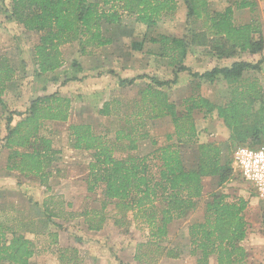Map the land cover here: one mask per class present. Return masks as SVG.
<instances>
[{"label": "trees", "instance_id": "obj_1", "mask_svg": "<svg viewBox=\"0 0 264 264\" xmlns=\"http://www.w3.org/2000/svg\"><path fill=\"white\" fill-rule=\"evenodd\" d=\"M179 0H0V9L6 19L21 26L26 33H37L38 43L34 47L35 75L37 78L53 75L64 65L62 47L77 43L79 55L92 56L98 49L122 42L131 32L123 25V17H135L136 22L147 30L142 38L132 39L130 49L165 60L174 74L171 80H160L149 75H139L132 79H118L121 88L133 86L138 80H148L147 86L139 91V102L133 114L136 126L116 133L115 144L95 134L89 124L69 127L73 148L92 153L89 165L88 191L102 187L103 210L112 203L116 210L114 225L118 229L131 224L145 227L149 232L148 241L138 243L134 259L138 263L158 264L160 258H178L176 250L163 246L169 237L170 225L181 220L195 210L203 198L207 185L213 181V190L206 202L203 222L189 227L191 256L197 264H243L248 252L243 243L247 239L249 223L246 219L248 201L244 198L231 199L222 191L223 187L236 177L232 170L231 156L235 148L249 146L257 148L264 144V88L258 79L245 78L246 72H261L264 59L257 63L242 60L244 54L251 59L264 53V34L258 20L245 25L234 23V10L224 11L211 8L208 0H181L186 7V28L180 36L157 33L155 30L163 19L172 18L178 10ZM256 0H240L237 9L254 10ZM202 22V29L191 28V23ZM116 40V41H115ZM119 48V47H118ZM196 49L208 50V56L217 60H236L230 67L216 66L203 73L194 72L185 63ZM120 50V48H119ZM72 68L83 72L81 64L73 62ZM189 73L194 85L219 81L226 84L228 95L225 104L211 102L205 98L192 97L186 100L185 114L180 116L176 103L170 99L169 91L178 84L179 75ZM14 70L6 63H0V90L12 80ZM78 76L64 75L62 86L80 81ZM72 99L59 92L43 95L31 101L24 112H10L7 118V135L3 147L10 150L8 171H17L25 177L40 180L48 186L53 166L59 150L52 140L40 135L45 122H68ZM0 95V106L6 108ZM259 105V109L255 106ZM205 115L216 113L223 121L230 135L227 145L231 152L225 155L226 144L196 142L199 164L188 169L183 152L178 145H168L155 150L157 172L153 173L148 157L129 156L119 159L115 147L123 144L128 152L138 150L139 141L148 139L140 133L146 121L170 117L175 125L179 145L190 144L199 137L192 118L194 110ZM103 116H110V105L104 103L98 110ZM14 116L21 120L11 127ZM168 136V140L173 139ZM153 146L156 142L153 141ZM20 149H31L22 152ZM55 205V208H52ZM59 205V209L56 207ZM44 210L50 219L84 217L88 230L99 232L107 220L101 213L65 212L64 202L50 197L45 200ZM71 207V205H69ZM52 208V209H51ZM62 214V216H61ZM131 215V218H130ZM95 216V217H93ZM92 217V218H90ZM264 218V214H263ZM59 229L63 226L55 222ZM0 224V264H32L36 255L34 243L22 234L11 232ZM72 251L73 256L67 254ZM149 251V252H148ZM77 250L61 252V264H80Z\"/></svg>", "mask_w": 264, "mask_h": 264}, {"label": "rangeland", "instance_id": "obj_2", "mask_svg": "<svg viewBox=\"0 0 264 264\" xmlns=\"http://www.w3.org/2000/svg\"><path fill=\"white\" fill-rule=\"evenodd\" d=\"M219 2H224V0H212L210 3L211 8L219 11V8H221ZM256 2L257 6L253 11H250V14L252 21L258 20L260 22L264 34V0H256ZM186 12V7L179 0L178 10L174 16L166 20L163 19L159 23L161 30H164L165 33L180 36L186 28L184 26ZM0 20V63H6L14 70L12 80L5 85L2 93L0 90V95L7 104L6 108L0 106V224L11 230L7 231V238L10 240L13 235L11 232L15 231L34 243L36 255L31 260L32 264H61V252L67 249L77 250L80 264H96L93 263V259L99 261L97 264H118L119 256L124 258L132 257L131 252L133 250L127 247H134L137 242H147L149 232L145 227L135 224H131L128 229L126 227L122 229L112 227L116 217L115 207L112 203H108L103 210L101 186L94 192L88 191L89 165L93 161L91 152L88 153L72 148L73 141H71L69 127L76 124H89L95 134L115 144L116 133L119 130H129L130 127L126 125L129 121H131L130 126H136L133 114L140 99L137 88L135 86L121 88L119 85L117 87L116 80L112 82L103 81L102 78L108 73L107 71L94 72L95 75H92V77L89 74L86 77L88 80L85 82L74 81L62 86L64 75L68 74L70 77L83 76L77 72V68H72L73 62H82L85 67L94 65L92 60L100 50H96L92 56L83 58L79 55L77 43L62 47L64 65L57 72L58 75L56 76L59 78L57 82L51 81L53 75L37 78L34 68V47L38 43L39 35L37 33H26L21 26L7 20L4 13L3 15L0 14ZM235 21L237 22L234 17V23ZM190 26L200 30L203 25L201 21H197L195 23L192 22ZM136 30L135 33L137 35L141 36L144 34V29L140 25L137 26ZM123 40L125 44L123 42L118 47L122 55L126 56L129 53L127 50H130V38ZM207 52L208 50L206 49L195 50L193 60L200 61L199 64L203 63L197 66L200 68L198 69L199 71L192 68L196 65L192 59H187L185 64L194 72H205L209 68V62L211 61ZM255 58L250 59L248 54H244L241 57L242 60L255 64L264 59V53L263 55H257ZM133 59L132 66L136 70H130L131 76L149 75L160 80H171L174 77V74L171 73V68L167 63L163 64L161 59L150 58L148 63L140 60L137 63L138 58L134 57ZM23 64L26 67L24 66L25 69L21 70ZM261 68L262 71L259 73L246 72L245 78L258 79L260 85L264 88V64ZM179 76L181 80L177 85L170 88L169 95L171 101L176 103L178 114L181 117L186 112V104L184 102L192 97L196 100L200 97L219 104L226 103L228 95L226 84L214 81L212 83H198L200 85L195 87V82L192 81L193 77L191 78L189 73H182ZM137 82H141L139 84L146 86L145 83L147 81L138 80ZM98 90H103L105 94L97 96L101 92ZM55 92H59L63 97L72 99L73 103L68 122L48 121L41 128L40 135L52 140L54 148L60 150L56 157L58 159L55 160L53 166L49 169L51 176L48 179V186H42L40 180H36L34 177H25L17 171H8V158L11 152L4 148L3 144L5 142L4 138L8 133L7 118L10 112H24L35 98ZM105 102L110 105V116H103L98 113L99 107L103 106ZM255 108L259 109V105H256ZM206 110V108L204 111L194 110L192 113L199 137L190 144L184 142L179 145L175 125L170 117H165L145 122L143 129H140V133L147 134L148 139L139 141L137 151L130 153L123 149V144H121L115 147V156L119 159L129 156L148 157L152 171L156 173L155 150L168 145H178L183 152L186 167L188 169L196 167L199 164L196 142H213L220 146L223 144L227 145L230 135L223 121L218 119L216 113L205 115L204 112ZM20 120L19 116H14L11 127H14ZM170 135L174 136L172 140H168ZM153 141L156 142V146H153ZM230 146L228 144L225 147V155L232 151ZM20 151L28 152L31 149H20ZM81 178L83 179L82 185L75 182L80 181ZM205 183L208 189L205 190L203 198L198 201L196 209L188 213L185 218L175 220L170 225L169 237L163 243L164 247L176 250L179 257L176 259L162 257L158 264L165 258L166 262L164 264H197V258L190 254L192 246L189 227L196 222H203L205 219V205L213 190V181L207 179ZM60 186L65 191L60 189ZM222 191L229 194L231 199L240 197L248 201L246 219L249 223V231L246 240L249 251L248 258L243 264H264V203L259 199L254 189L237 176L226 184ZM64 194H67L70 200L74 199L75 202L76 200L81 202L80 209L74 212L76 214L83 212H91L92 214L103 213L107 218L103 229L99 232L88 230L84 217L68 218L67 221H64L66 223L63 228L59 229L55 222L63 221V218L50 219L44 210L43 204L45 200L53 197L58 201L64 202V209L67 203L71 205V207H68L71 209L73 203L72 201H65ZM54 206L52 208H55ZM59 208L58 205L56 209ZM69 210L65 212L70 213ZM72 253L70 251L67 255L72 257ZM167 259H172L173 261L169 262ZM211 264H215L214 259H212Z\"/></svg>", "mask_w": 264, "mask_h": 264}, {"label": "crops", "instance_id": "obj_3", "mask_svg": "<svg viewBox=\"0 0 264 264\" xmlns=\"http://www.w3.org/2000/svg\"><path fill=\"white\" fill-rule=\"evenodd\" d=\"M209 3H211L212 0H208ZM240 0H224V2H219L220 5H221V8H219V11H224L226 8L228 7H231L233 8L234 10V17L235 19L237 20V22L235 21L236 24H238V26L240 25H245V24H249L251 23L252 21V17H251V10L250 9H237V3L239 2ZM180 5V4H179ZM223 6V8H222ZM1 10V9H0ZM187 13V12H186ZM1 15H3L2 12H0ZM5 15V14H4ZM5 17V16H4ZM0 24H1V20H0ZM122 25L123 27L128 30V31H132L130 35V37H136V38H142L143 35L146 33V30L147 28L144 26V25H141L139 23L136 22V18L135 17H130V16H124L123 17V22H122ZM141 26V28L144 29V34H142L141 36L140 35H137L135 32L137 31V26ZM186 26V22H185V25ZM23 29V28H22ZM157 31V33H165V31L161 30V25L159 24L157 26V28L155 29ZM25 31V30H24ZM167 34H170V33H167ZM173 35V34H171ZM129 36V34H128ZM126 35V37H123V39L125 38H130ZM122 39V42L120 43H117L115 42L114 45L112 46H109V47H105V48H101L98 53H97V56L93 58L92 62H94V65H89V66H84L82 64V62H79L81 64V67L83 68V72H81V74L83 75L82 77H80V82L81 81H86L88 79H86V77L91 74V77L92 75H95L94 72H97V71H107L108 73H106V75H104V77L102 78L103 81L105 82H112L114 80H116V85L118 87V79L119 78H122V79H132L134 77H137V76H131L130 75V70H136V68H134V66H132L133 64V61H134V57L138 58L137 60V63L139 62V60L141 62H144L146 61V63H148L149 59L150 58H155L156 60H158L159 58L155 57L154 55L152 56H149L146 54L147 50L149 49V46L147 45V47L144 49V51L142 52H139V51H133V50H127L129 53L128 55L124 56L122 55V53L120 52V50H118V46L121 45V43L124 42L125 44V41ZM116 41V40H115ZM131 41L132 39L130 38V45H131ZM131 48V47H129ZM118 54V55H117ZM249 55V54H248ZM256 56H254L255 58ZM84 58V57H83ZM140 58V59H139ZM211 58V61L209 62V68H207L206 71H210L211 69H213L214 67L216 66H219V67H230L236 60L235 59H230V60H217L213 57H210ZM249 58L251 59L250 55H249ZM253 58V59H254ZM188 59H192L193 60V55H189ZM256 59V58H255ZM163 61V64L166 63L165 60H162ZM195 61L196 65L193 66L192 68L199 71L197 66L199 65H202L203 63H200V61H196V60H193ZM96 64V65H95ZM21 66V65H20ZM24 66L26 67V65H22V68L21 70L25 69ZM189 67V66H188ZM201 67V66H200ZM34 68H35V62H34ZM172 69V68H171ZM111 74V75H110ZM99 75V74H98ZM46 77V76H45ZM45 77H42V78H45ZM93 79V78H91ZM180 76L178 78V82L180 81ZM147 82L145 83V85L147 86V84L149 83L148 80H146ZM103 82V83H105ZM141 82H136L133 86H135V88H137V92H139L140 90L144 89L146 86H143L142 84H139ZM46 86V85H45ZM44 86V87H45ZM131 86V87H133ZM43 87V88H44ZM47 87V86H46ZM98 91H101L100 93H98L97 96H103L105 94V92H103V90H98ZM106 103V102H105ZM103 106H100L98 110H100ZM53 147L54 144H53ZM73 148V146H72ZM57 149V148H55ZM60 151V150H59ZM86 152V151H85ZM90 153V152H88ZM91 157H92V153H91ZM93 159V158H92ZM82 181L83 179L81 178L80 181H75L76 183H79L80 185H82ZM60 189H63L62 186L59 187ZM64 190V189H63ZM32 191H34L32 189ZM65 191V190H64ZM62 193V192H61ZM65 193V192H64ZM86 198V196H84ZM64 199L65 201H72L73 203V207L70 209L68 208L69 207V204H65V211H70V213H74L76 211H78L81 207L82 204H80L81 202L77 201L75 202L74 199H71L70 200V197L66 194H64ZM83 200V199H82ZM56 221V220H55ZM59 225H65L66 222L64 221H56ZM112 227H115L114 225V221H113V224H112ZM66 229V228H65ZM59 237H60V234L58 233ZM140 243V242H137V244ZM137 244L134 245V247H127V248H131V250H133L131 253H132V257L130 258H124L123 256H119V261H118V264H144V263H138L135 261L134 259V256H135V250H136V246ZM247 240L243 243L244 247L246 248L247 252L249 251L248 248H247ZM165 260V261H164ZM95 261V262H94ZM167 261L171 262L173 261L172 259H167ZM97 260L93 259V263H96L97 264ZM164 262H166V258L161 260V262L159 264H164Z\"/></svg>", "mask_w": 264, "mask_h": 264}, {"label": "built area", "instance_id": "obj_4", "mask_svg": "<svg viewBox=\"0 0 264 264\" xmlns=\"http://www.w3.org/2000/svg\"><path fill=\"white\" fill-rule=\"evenodd\" d=\"M231 165L234 175L249 184L264 203V144L257 148H235Z\"/></svg>", "mask_w": 264, "mask_h": 264}]
</instances>
